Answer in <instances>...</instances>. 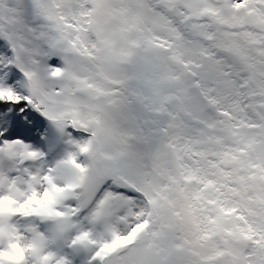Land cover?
Here are the masks:
<instances>
[{"label": "snow or ice", "instance_id": "1", "mask_svg": "<svg viewBox=\"0 0 264 264\" xmlns=\"http://www.w3.org/2000/svg\"><path fill=\"white\" fill-rule=\"evenodd\" d=\"M0 264H264V0H0Z\"/></svg>", "mask_w": 264, "mask_h": 264}]
</instances>
